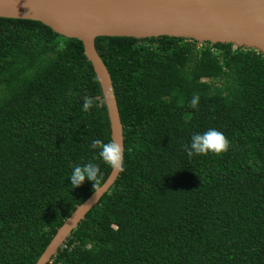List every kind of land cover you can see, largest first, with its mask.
Wrapping results in <instances>:
<instances>
[{
    "label": "trees",
    "instance_id": "16d2710c",
    "mask_svg": "<svg viewBox=\"0 0 264 264\" xmlns=\"http://www.w3.org/2000/svg\"><path fill=\"white\" fill-rule=\"evenodd\" d=\"M95 46L125 170L50 264H264V54L167 36ZM209 129L229 149L189 158L192 135ZM96 138L112 141L110 120L83 42L0 18V264H36L93 194L87 180L71 186L75 166L99 164L106 182Z\"/></svg>",
    "mask_w": 264,
    "mask_h": 264
},
{
    "label": "water",
    "instance_id": "95a60500",
    "mask_svg": "<svg viewBox=\"0 0 264 264\" xmlns=\"http://www.w3.org/2000/svg\"><path fill=\"white\" fill-rule=\"evenodd\" d=\"M0 18L44 23L56 33L83 42L103 93L112 141L124 147V129L111 74L96 50L98 37H175L255 49L264 54V0H0ZM120 173L111 172L103 192L93 194L57 230L36 264H50L68 239L109 193Z\"/></svg>",
    "mask_w": 264,
    "mask_h": 264
},
{
    "label": "clouds",
    "instance_id": "9594fccd",
    "mask_svg": "<svg viewBox=\"0 0 264 264\" xmlns=\"http://www.w3.org/2000/svg\"><path fill=\"white\" fill-rule=\"evenodd\" d=\"M94 98L83 97V111L88 112L94 106ZM199 104V96L194 94L189 101V107L196 109ZM230 147V142L226 136L215 129H209L202 134H193L191 143L185 146V152L189 158L194 155H216L226 152ZM90 148L96 151L99 159L110 168L114 173L124 172V150L120 143L116 141L103 142L96 138L91 141ZM71 186L76 188L81 186L86 180L92 183L93 200L85 204L90 206L92 202L97 201L103 192L104 176L99 164L87 162L77 165L72 170L69 177Z\"/></svg>",
    "mask_w": 264,
    "mask_h": 264
},
{
    "label": "built area",
    "instance_id": "2783aa9c",
    "mask_svg": "<svg viewBox=\"0 0 264 264\" xmlns=\"http://www.w3.org/2000/svg\"><path fill=\"white\" fill-rule=\"evenodd\" d=\"M201 44V43H200Z\"/></svg>",
    "mask_w": 264,
    "mask_h": 264
}]
</instances>
